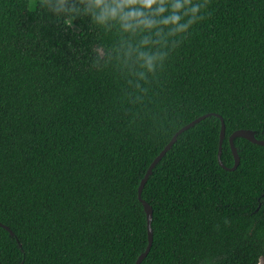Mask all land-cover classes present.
<instances>
[{"label": "trees", "instance_id": "trees-1", "mask_svg": "<svg viewBox=\"0 0 264 264\" xmlns=\"http://www.w3.org/2000/svg\"><path fill=\"white\" fill-rule=\"evenodd\" d=\"M44 2L0 0L1 263L136 264L210 113L141 264H259L264 146L218 154L264 139V0Z\"/></svg>", "mask_w": 264, "mask_h": 264}, {"label": "water", "instance_id": "water-1", "mask_svg": "<svg viewBox=\"0 0 264 264\" xmlns=\"http://www.w3.org/2000/svg\"><path fill=\"white\" fill-rule=\"evenodd\" d=\"M210 113L202 115L196 119H194L193 121H191L190 123L186 124L185 126H183L181 129H179L175 135L172 137V139L170 140V142L164 147V149L159 153V155H157V157L152 161V163L150 164V166L148 167L144 178L142 179L140 186H139V199L141 200V202L144 205L146 214H147V227H148V240H149V244L146 248V250L138 257L136 264H141L142 261L146 258V256L149 254L151 247L153 245V241H154V233H153V228H152V221H153V207L151 206V204L149 202H147L145 199H143L142 197V193H143V189L147 183V181L149 180L150 176L153 173V169L154 167L162 160V158L165 156V154L173 147L174 143L177 141L178 136L184 132L185 130L189 129L190 127L194 126L195 124L199 123L201 120L205 119L207 116H209ZM221 121H222V127H221V131H220V145H219V154H218V158H219V162L220 164L226 168V169H230V170H235L239 164H240V155L239 152L235 146V139L237 137H244L250 141H252L253 143L256 144H260L264 146V139H258L255 135V132L253 130L250 129H239L235 132L232 133V135L229 138L230 141V145L234 154V158H235V163L232 167H227L222 159V149H223V142L225 139V135H226V126H225V122L223 120V117L220 116ZM2 226H4L7 230L11 231L9 229L8 226L1 224ZM11 233L13 234V232L11 231ZM0 264L1 261H0Z\"/></svg>", "mask_w": 264, "mask_h": 264}, {"label": "clouds", "instance_id": "clouds-1", "mask_svg": "<svg viewBox=\"0 0 264 264\" xmlns=\"http://www.w3.org/2000/svg\"><path fill=\"white\" fill-rule=\"evenodd\" d=\"M69 0H45L44 7L54 13H60L63 11H75V8L69 9L67 7ZM134 4L140 5L142 8H149L150 5L146 0H87L86 8L89 11H94L97 13V19L104 18H117L123 17L124 9H130ZM192 12L195 13L199 11L198 7H193ZM177 20L179 17L176 18ZM187 25H185L186 27ZM151 65L149 68L151 70Z\"/></svg>", "mask_w": 264, "mask_h": 264}, {"label": "rangeland", "instance_id": "rangeland-1", "mask_svg": "<svg viewBox=\"0 0 264 264\" xmlns=\"http://www.w3.org/2000/svg\"><path fill=\"white\" fill-rule=\"evenodd\" d=\"M259 264H264V256L261 258Z\"/></svg>", "mask_w": 264, "mask_h": 264}]
</instances>
